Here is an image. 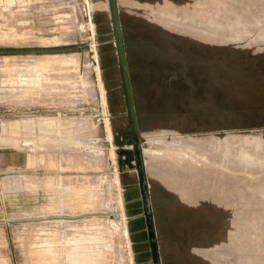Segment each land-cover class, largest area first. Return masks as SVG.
<instances>
[{
  "label": "rangeland",
  "instance_id": "1",
  "mask_svg": "<svg viewBox=\"0 0 264 264\" xmlns=\"http://www.w3.org/2000/svg\"><path fill=\"white\" fill-rule=\"evenodd\" d=\"M118 5L162 264H264V0ZM114 29L0 0V264H153Z\"/></svg>",
  "mask_w": 264,
  "mask_h": 264
},
{
  "label": "water",
  "instance_id": "2",
  "mask_svg": "<svg viewBox=\"0 0 264 264\" xmlns=\"http://www.w3.org/2000/svg\"><path fill=\"white\" fill-rule=\"evenodd\" d=\"M111 10L114 20V35L119 54L120 68L122 73V80L125 89V97L127 102V117L129 119L130 127L127 131L130 134V140L133 144L134 155L136 159L137 172L140 180V187L142 192V199L144 203V217L146 218L147 229L149 234V244L151 247V253L153 257V264H162V257L160 251L159 238L155 225L154 211L151 202V194L149 189V183L147 179V170L144 162L142 139L140 138L138 115L136 112L135 100L132 91V85L130 81V71L128 67L126 45L124 42L122 26L120 24V9L118 0H110Z\"/></svg>",
  "mask_w": 264,
  "mask_h": 264
},
{
  "label": "bare ground",
  "instance_id": "3",
  "mask_svg": "<svg viewBox=\"0 0 264 264\" xmlns=\"http://www.w3.org/2000/svg\"><path fill=\"white\" fill-rule=\"evenodd\" d=\"M129 236V235H128Z\"/></svg>",
  "mask_w": 264,
  "mask_h": 264
}]
</instances>
